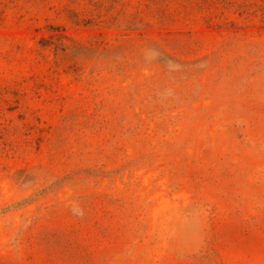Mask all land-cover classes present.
<instances>
[{
    "label": "rangeland",
    "instance_id": "1",
    "mask_svg": "<svg viewBox=\"0 0 264 264\" xmlns=\"http://www.w3.org/2000/svg\"><path fill=\"white\" fill-rule=\"evenodd\" d=\"M264 0H0V264H264Z\"/></svg>",
    "mask_w": 264,
    "mask_h": 264
},
{
    "label": "trees",
    "instance_id": "2",
    "mask_svg": "<svg viewBox=\"0 0 264 264\" xmlns=\"http://www.w3.org/2000/svg\"><path fill=\"white\" fill-rule=\"evenodd\" d=\"M258 15L261 16V18L264 19V5L260 7L259 9L255 10Z\"/></svg>",
    "mask_w": 264,
    "mask_h": 264
}]
</instances>
